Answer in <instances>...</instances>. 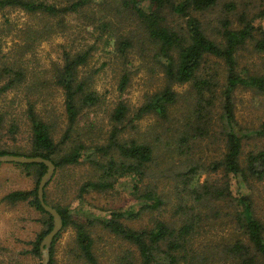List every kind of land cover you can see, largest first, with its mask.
<instances>
[{
    "label": "rangeland",
    "instance_id": "obj_1",
    "mask_svg": "<svg viewBox=\"0 0 264 264\" xmlns=\"http://www.w3.org/2000/svg\"><path fill=\"white\" fill-rule=\"evenodd\" d=\"M48 1L65 5L73 0ZM100 1L94 0L93 5L90 4L78 12L65 15L62 22L59 18L44 20L42 16L36 17L19 10H0V56L5 57L0 60L12 63L22 59L21 67L26 68L24 80L17 87L0 95V113L3 115L4 128L0 133V148L29 152L32 135L28 109L31 106L43 121L54 126L55 140L61 138L68 126L64 95L56 85L55 77L58 68L63 64L62 53L68 50L75 52L94 45L95 49L88 65L81 68L80 78L91 77V92L95 93L99 102L94 106L82 108L75 128L70 133L69 141L60 151L63 156L82 145L88 158L77 165L55 168L54 175L45 188V200L50 207L67 210L71 221L88 228L97 264H128L132 262V256L136 264L135 249L106 230L100 223V220L107 219L112 212H138V200L131 193L132 183L129 180L124 182V180L110 179L107 183L115 184L112 189L90 191L80 198L79 190L88 182L100 180L101 171L97 169V161H105V156L94 153L95 149L103 146L110 138L114 124L113 111L117 105L122 102L129 108V120L149 96L164 88L166 81L159 65L154 64V45L142 33L141 27L130 13L116 10L113 15L107 16V19L112 20V24L103 33L105 39L109 32L114 33L118 38L129 33L128 37L133 42V48L127 53V60L122 59L118 51L110 53L113 49L111 46L104 48V38L95 40L96 37L102 36L100 31H96L94 35L89 34L92 30L89 25L92 21L89 22V18L95 15L100 17L107 12V9H104L106 3L100 6L98 5ZM263 3L264 0H221L218 6L210 12L201 14L199 18L208 36L220 42L221 38L218 34L222 28L220 21L223 18L229 19L233 28H238L240 16L245 15L248 18L254 16L262 9ZM228 4L235 7L231 13L227 12ZM91 10L99 11L96 14L91 13ZM169 22L176 27L182 24L181 20L174 17L169 18ZM27 31L30 33L29 38L25 35ZM237 58L238 71L245 70L243 71L245 76L264 78V54H254L251 46L246 45L239 50ZM209 63L212 67L223 68L219 60H211ZM11 70L16 69L13 66L8 67V71ZM11 73L0 78V87L12 78ZM216 73L214 80L221 86L225 82V77L223 75L219 77ZM124 75L127 76L128 83L125 90L120 92L119 84ZM172 86L181 96L172 110L178 118L159 128L161 130L159 141L151 138L156 131L151 128L164 122L152 115L133 123L134 128L128 127L127 124L121 135L125 139H148L157 149H155L154 168L158 171L153 183L157 185L164 205L157 211L143 212L136 219L122 220L123 223L137 230L151 229L157 222L179 226L185 217L182 212L178 213L180 201L177 199L176 191L183 195L182 185L185 183V177H188L185 172L197 161L207 167L210 162L219 160L223 152L221 131L217 127L213 128L209 137L192 142L193 146L189 151L175 147L177 134L182 126L181 114L188 109L191 111L192 100L186 97L189 96L188 85ZM221 90L222 87H218L215 91L216 101L213 105L216 119L221 115ZM191 97L193 99L192 95ZM234 111L240 129L255 130L264 122V90L241 87L236 89ZM11 126H16L17 129L12 136L7 133ZM167 128L168 132H166ZM263 149L264 137L243 140L244 155L249 151ZM158 162L161 163L159 169ZM179 173L183 175L177 177ZM225 180L223 172L206 170L198 173L193 183L207 182V186L217 191L216 189ZM35 181L36 179L27 177L16 166L0 165V264H41V258L35 257L30 252V242L43 229L42 214L27 202L11 204L4 200L10 192L32 190ZM148 181L149 179H145V183ZM230 183L231 192L235 195L238 192L236 180L231 179ZM240 191L245 195L250 194L255 217L264 220V182L248 183L247 186L244 184ZM185 196V203L193 201L194 196L189 197L186 193ZM208 198L210 202H215V206L213 205L212 211L202 208L201 227L204 231L194 241L196 251L194 254L206 258V262L201 263L198 259L197 263L238 264L240 259L232 257L230 247L235 240H243L238 223L240 208L234 201L218 196V192L212 193ZM187 218L190 219L191 216ZM75 237V229L71 225L62 231L61 237L53 247L56 264H86L80 257ZM214 248L223 250L224 260L212 261Z\"/></svg>",
    "mask_w": 264,
    "mask_h": 264
},
{
    "label": "trees",
    "instance_id": "obj_2",
    "mask_svg": "<svg viewBox=\"0 0 264 264\" xmlns=\"http://www.w3.org/2000/svg\"><path fill=\"white\" fill-rule=\"evenodd\" d=\"M220 1L101 0L98 5L106 3L104 9H107V12L104 15L101 14L100 17L95 15L89 18V22L92 21L89 23L92 28L89 34L94 35L96 31H100L102 36L96 37L95 40L104 38V48L111 46L113 49L110 53L118 51L121 58L127 60V53L133 48V42L128 37L129 33L125 34L126 37L123 35L118 38L114 33L109 32L106 39L103 33L112 24V20L107 19V16L113 15L116 10L124 11L126 14L130 13L138 22L142 33L154 45V64L159 65L166 81L164 88L149 96L129 120V108L122 102L117 105L113 111L114 124L110 138L103 146L95 149L94 153V155L105 156V161H97V169L101 171L100 180L88 182L79 190L80 198L90 191L112 189L115 184L107 183L110 179L124 180V182L129 180L132 183L131 193L138 200V212H112L107 219L100 220V223L106 230L135 249L136 264H199L197 263L198 259L201 263L206 262V258L194 254L196 252L194 241L204 231L201 227L202 208L205 207L212 211L213 205L215 206V202H210L208 198L214 192H218V196L221 198L234 201L240 208L238 223L242 230L243 240H235L231 245L232 257L240 259L238 264H264V220L255 217L250 194L245 195L240 191L244 184L247 186L248 183L264 182V149L249 151L245 155L243 153L244 139L264 137V122L255 130H242L238 127L234 111L236 89L241 87L264 90L263 77L245 76L243 74L245 70L238 71L237 69L239 65L237 55L244 46H251L254 54H264V3L262 9L254 16L248 18L241 15L238 19L240 23L238 28H233L231 21L223 18L220 21L222 28L218 34L221 40L217 42L208 36L200 18L201 14L210 12L218 6ZM93 2L94 0H73L63 5L48 0H0V10H19L36 17L42 16L41 18L44 20L59 18V21L62 22L65 15L78 12L90 4L93 5ZM226 8L228 13L235 9L232 4H228ZM101 9L103 10V8ZM98 11L91 10L90 12L97 14ZM171 17L178 18L182 24L178 27L173 26L169 22ZM25 35L29 38V31L25 32ZM94 49L95 46L90 45L75 52L68 50L62 53L63 64L58 68L55 77L56 85L64 95L68 126L61 138L58 141L55 140L54 126L43 121L31 106L28 109L32 135L29 152L9 151L0 148V156L40 157L50 160L56 169L80 164L88 158L82 145L73 148L63 156L60 151L61 147L69 141L70 133L75 128L82 108L94 106L99 102L95 93L91 92V77L80 78L81 68L88 65ZM0 58L4 59L5 57L0 56ZM211 60H219L222 62L223 68L210 66ZM11 66L16 69L11 70L12 73L8 71V67ZM21 66L22 59L17 62L12 61V63L0 60V78L9 76V73L12 74V78L0 87V95L17 87L24 80L26 68ZM214 73L219 77L222 75L225 77V82L221 86L215 82ZM127 83V76H122L119 84L120 92L125 90ZM172 85H188L187 95L189 96L186 97L192 100L191 111L188 109L181 114L182 126L179 134L176 132L178 138L175 147L189 151L195 140L209 137L213 128L217 127L221 131L223 152L219 160L210 162L207 167L197 161L185 172L188 177H185V183L182 185L183 195L178 190L176 191L177 199L180 201L178 213L182 212L185 217L179 226L157 222L151 229L137 230L126 225L122 220L136 219L141 213L157 211L164 205L157 185L153 183V179L157 175L156 171H158L154 168L156 146H153L148 139H125L121 135L127 128V124L128 127L134 128L133 123L152 115L164 122L151 128V130H156L151 138L159 141L161 138L159 128L178 118L172 110L181 96L173 90ZM218 87H222L220 94L222 103L220 102L221 115H218L216 119L213 104L216 101L215 91ZM3 129V115L0 113V133ZM16 131V126H11L7 133L12 136ZM166 132H168V128ZM11 165L20 168L27 177L36 179L35 187L32 190L10 192L4 197V200L11 204L27 202L42 214L43 229L30 242V252L40 258V243L53 227L52 217L43 210L37 198V186L46 172V167L43 164ZM160 167L161 163L158 162V169ZM206 170L223 172L226 180L216 189L217 191L211 186H207V182L204 184L193 183L198 173L206 172ZM181 175L183 174L179 173L177 177ZM145 179H149V181L145 183ZM231 179L236 180L238 192L235 195L230 189ZM45 188L43 198L48 205L45 200ZM185 193L189 197L194 196L192 202L185 203ZM54 209L61 216L62 229L52 242L48 264H56L53 253L54 244L61 237L62 231L70 225L75 229V240L80 257L86 264H97L88 228L83 224L71 221L70 213L67 210ZM189 215L190 219L187 218ZM207 218L209 220L208 216ZM209 222L211 223V221ZM212 251L214 253L212 261L225 259L223 250L214 248ZM189 257L190 261L188 262ZM131 261L128 264H134L133 256Z\"/></svg>",
    "mask_w": 264,
    "mask_h": 264
},
{
    "label": "water",
    "instance_id": "obj_3",
    "mask_svg": "<svg viewBox=\"0 0 264 264\" xmlns=\"http://www.w3.org/2000/svg\"><path fill=\"white\" fill-rule=\"evenodd\" d=\"M0 164H43L46 167L45 174L41 177L38 186H37V198L40 202L41 207L43 210L48 213L52 217L53 227L51 231L43 238L42 242L40 243V258L41 264H48L50 260V249L52 246V242L56 235L62 229V219L56 209L48 206L44 202V188L45 186L51 181L55 166L50 160H45L40 157L30 158L25 156H14V155H3L0 156Z\"/></svg>",
    "mask_w": 264,
    "mask_h": 264
}]
</instances>
